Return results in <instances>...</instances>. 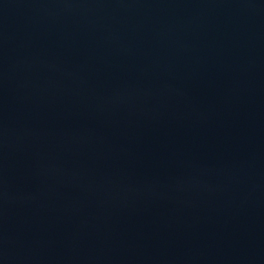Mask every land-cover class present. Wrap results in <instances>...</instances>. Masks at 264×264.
Instances as JSON below:
<instances>
[{
  "label": "water",
  "instance_id": "obj_1",
  "mask_svg": "<svg viewBox=\"0 0 264 264\" xmlns=\"http://www.w3.org/2000/svg\"><path fill=\"white\" fill-rule=\"evenodd\" d=\"M0 264H264V0H0Z\"/></svg>",
  "mask_w": 264,
  "mask_h": 264
}]
</instances>
